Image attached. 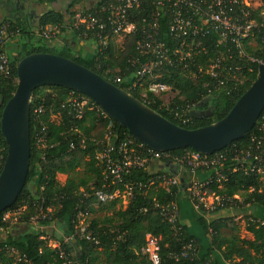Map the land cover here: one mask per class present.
<instances>
[{
	"label": "trees",
	"instance_id": "trees-1",
	"mask_svg": "<svg viewBox=\"0 0 264 264\" xmlns=\"http://www.w3.org/2000/svg\"><path fill=\"white\" fill-rule=\"evenodd\" d=\"M31 1L39 5H56L58 2ZM259 1L261 4L256 8L243 5L246 19H254L256 26L243 39L244 54L240 56L233 51V56L225 60L227 70L218 78L197 70L198 64L206 67L219 53L225 51L224 46L218 44L215 33L206 37L207 53H201L195 58L194 65L189 70H193L192 73L171 67L159 78V81L169 84L177 92L173 101L178 108L187 102H195L197 107H194L210 110L209 116L194 118L189 115L190 121L183 124L169 115L160 106L161 100L150 93L148 97L151 103L148 107L187 129L207 126L222 119L255 79L258 63L264 55V0ZM76 3H83L85 10L96 14V0H72L64 12L55 7L42 12L35 26L27 15L2 20L9 23V30H17V34L13 36L10 51V73L8 76H0V119L4 105L16 89L17 63L26 55L56 54L108 80L116 69L124 77L133 71L128 60L136 54L138 36L126 35L122 48L112 40L106 50L97 51L95 30H87L85 27L79 30L70 28L75 14L70 9ZM66 14H69L68 18ZM48 24L58 25L63 30L70 28L74 38L84 43L93 42L95 48H81L79 52H75L67 44L57 47L56 44L38 38L35 30ZM161 24L164 29L165 26L162 22ZM106 70L111 73L106 74ZM219 79L225 81L224 85H218ZM120 87L139 98L136 92L129 91L124 85ZM71 96L84 95L51 85L38 87L33 91L30 100V164L24 188L15 203L0 216V229L6 232V236L0 238V264H64L66 260L71 264H152L140 252L147 233L160 238L159 264H264V182L257 183L237 173L231 176L228 185L218 190L221 195H231L240 191L242 185L245 188L252 184L262 186L263 190L258 196L244 194V203L252 202V216L263 222L258 226L250 224L246 227L252 238L241 237L239 225L222 214L218 217L217 214H210L208 218L195 211L184 191L183 183L170 190L149 186L148 170L136 169L126 175L122 182L114 184L110 176L106 177L105 164L97 159V153L106 143V134L111 130L120 138L130 136L135 143L140 142L126 128L106 114H101L97 105L96 109L90 105L83 107L81 116L78 117L77 107ZM248 133L231 145L243 143ZM224 149L227 147L221 150ZM6 150L7 144L0 129V171ZM185 150L192 149H175L172 153L182 154ZM58 174L66 175L63 183L57 179ZM134 181H142L146 186L135 189L125 207L122 206L121 197L105 202H98L95 198L94 194L98 190L108 194L115 190L122 193L125 185ZM156 200L160 203L173 201L176 204L178 218L175 226L160 215L155 205ZM83 208L90 214L87 228L89 238L75 235L76 214ZM7 211H18L16 221L11 219L3 222V215ZM32 218H35V223ZM51 223L56 224L61 233L59 236L48 234L46 227ZM19 224L26 225L27 229L20 233L10 231L13 226L18 229ZM65 237L72 239L65 241ZM49 240L58 243V246H50ZM72 244L78 247L77 255L71 252ZM11 249L15 252L12 253ZM61 251H64L66 259L61 257Z\"/></svg>",
	"mask_w": 264,
	"mask_h": 264
},
{
	"label": "built area",
	"instance_id": "built-area-1",
	"mask_svg": "<svg viewBox=\"0 0 264 264\" xmlns=\"http://www.w3.org/2000/svg\"><path fill=\"white\" fill-rule=\"evenodd\" d=\"M99 2L100 0H96V14L87 9L75 12L70 28L79 30L85 27L87 30H95L96 50L99 52L106 50L112 40L121 42L119 47L122 48L123 38L136 34V54L128 60L133 71L124 77L116 69L109 80H106L136 92L138 99L146 106L151 103L148 97L150 93L161 100L160 106L169 115L183 124L190 121V112L197 105L195 102H187L178 108L173 101L176 97L175 90L169 84L159 81L163 72L171 67L189 71L195 58L201 53H207L206 37L215 33L218 44H222L225 51L219 53L206 67L198 64L197 70L218 78L227 70L225 60L233 56V51L240 56L244 54L243 39L256 26L254 19H246L243 5L249 4L245 0H103L98 4ZM9 29V23L0 20V76H8L10 73V51L17 30L13 32ZM62 31L60 26L48 24L36 29L35 34L55 45ZM105 73L111 72L106 70ZM218 82L222 86L225 81L219 79ZM170 93L174 98L161 99ZM71 100L77 107L78 117L85 106L90 105L96 109V104L85 95L71 96ZM97 110L105 114L99 106ZM248 134L243 143L230 144L227 149L212 154H201L194 150L174 154L172 151L153 150L141 142L135 143L130 136L120 138L110 130L106 134V143L97 153V159L105 164L106 177L110 176L114 184L122 182L132 170L147 169L150 174L147 183L149 186L170 190L183 183L184 191L195 211L208 218L210 214H217L216 217L222 214L237 225L244 223L246 229L250 224H263L252 216V202L244 203L245 195L258 196L263 190L262 186L252 184L245 188L242 185L240 191L231 195H221L218 190L228 185L231 176L237 173L257 183L264 182L263 111ZM145 186L142 181H134L126 184L122 193L115 190L108 194L98 190L94 195L98 202L121 197L122 206L125 207L135 189ZM155 202L160 215L175 226L178 218L176 204L173 201ZM89 218L86 208L78 210L74 225L76 236L89 238ZM11 219L16 221L17 217L10 211L4 213L3 222ZM31 220L35 223V218ZM71 239L72 237L64 238L65 241ZM159 240V237L147 233L144 245L140 248L141 254L146 255L152 264L160 263ZM52 243L55 246H50H58V243ZM11 252L14 253L15 250L11 249ZM60 255L66 259L64 251ZM64 264L71 262L66 260Z\"/></svg>",
	"mask_w": 264,
	"mask_h": 264
},
{
	"label": "water",
	"instance_id": "water-1",
	"mask_svg": "<svg viewBox=\"0 0 264 264\" xmlns=\"http://www.w3.org/2000/svg\"><path fill=\"white\" fill-rule=\"evenodd\" d=\"M16 74V89L4 105L0 119L1 134L7 144L0 171V216L15 203L26 183L30 164V100L38 87L61 86L87 96L139 142L157 151L190 148L212 154L247 134L264 110V55L255 79L227 114L194 129L171 122L94 71L56 54L26 55L18 61ZM210 114V110L205 114L200 108L190 112L194 118Z\"/></svg>",
	"mask_w": 264,
	"mask_h": 264
},
{
	"label": "rangeland",
	"instance_id": "rangeland-1",
	"mask_svg": "<svg viewBox=\"0 0 264 264\" xmlns=\"http://www.w3.org/2000/svg\"><path fill=\"white\" fill-rule=\"evenodd\" d=\"M72 0H58V2H57V4L56 5H51V4H49V3H47V4H43V5H39V4H36L35 6H33L32 7V4H35L33 1H31V0H27V1H25L24 2V4H23V10L21 9V10H19V9H16V7H13V11H11V14H13V15H15V14H18V15H20L21 14V17L20 18H23V17H25V14H27V16L28 15H30L31 14V12H32V10H33V14L34 15H36V14H41L42 12H44L45 10H48V9H51V8H56V9H59L60 11H65V9L67 8V4L69 3V2H71ZM246 1V3H248L250 6H252L253 8H256V7H258L260 4H261V2L259 1V0H250V1H248V0H245ZM20 2H22V0H20ZM12 3H13V0H11V5L10 6H14V5H12ZM85 8H84V6H83V3H76L75 5H73L72 7H71V9H70V11H74V13L75 12H78V11H81V10H84ZM21 12H23V13H21ZM3 14H4V10H2V9H0V17H2L3 16ZM69 17V14H66V18H68ZM36 31V30H35ZM64 32V30L62 31V33ZM253 45H255V43H254V41H252L251 42ZM64 44H66V42H64L63 40L61 41L60 39H59V41L57 42V47H61V46H63ZM119 44H121V42H117V45L119 46ZM93 45V43L92 42H85L84 43V45H83V48L84 49H90L91 48V46ZM78 46H79V42L78 43H76V45H73L72 47V49L76 52L77 51V48H78ZM117 46V47H118ZM8 47H11L10 45L8 46ZM14 48H18V47H16V46H13ZM120 48V47H119ZM116 53V52H115ZM243 81V80H242ZM175 94V96H177L176 94H177V92L176 93H174ZM168 98H174L173 96H172V93H170V94H168L167 96H162L161 97V99H168ZM210 108H211V106H210ZM66 175L65 174H58L57 175V179L59 180V182H61V183H63L65 180H66ZM91 188H94L92 185H91ZM20 210V209H19ZM12 214H13V216H16L17 217V214H18V211H13L12 212ZM100 215H102V213L100 214ZM238 225H239V235L241 236V237H246V238H252V236L251 235H249V234H247V231H246V229H245V225H244V223H242V222H240V223H238ZM19 227H18V229L15 227V226H13L11 229H10V231L11 232H13V233H20L21 231H24L25 229H27V227H26V225H23V224H19L18 225ZM46 230L48 231V234L49 235H56V236H59L61 233H60V231H59V229L57 228V226H56V224H54V223H51L48 227H46ZM6 236V232H3V231H1L0 230V238H4ZM52 240H49V244L50 245H52V246H55L54 245V243H52L51 242Z\"/></svg>",
	"mask_w": 264,
	"mask_h": 264
},
{
	"label": "crops",
	"instance_id": "crops-1",
	"mask_svg": "<svg viewBox=\"0 0 264 264\" xmlns=\"http://www.w3.org/2000/svg\"><path fill=\"white\" fill-rule=\"evenodd\" d=\"M24 0H22V2H20V0H13V3H12V5H14V6H10L11 5V0H0V9H2V10H4V14H3V16L2 17H0V20H3V19H10V18H12V19H16V18H20L21 17V14L20 15H18V14H15V15H13V14H11V11H13L12 9H13V7H15L16 6V4H20V5H22V8H16V9H19V10H23V4H24ZM36 5V3L35 4H32V7L33 6H35ZM9 6V7H8ZM21 13H23V12H21ZM24 14V13H23ZM25 15H27V14H25ZM39 15L40 14H36V15H34L33 14V10H32V12H31V14L30 15H28L29 16V19H30V21H31V24L33 25V26H35L36 25V23H37V21H38V18H39ZM61 41L63 40L64 42H66V44L68 45V47H70V49L72 50V51H74L72 48V46L73 45H76V43H78L79 42V46H78V48H77V51L76 52H79L80 50H81V48H83V45H84V42H82V41H79L77 38H74V36H73V33H72V30L70 29V28H66L65 30H64V32L62 33V35L60 36V38H59ZM59 39H58V41H59ZM57 41V42H58ZM57 42L55 43L56 45H57ZM93 43V42H92ZM95 48V44L93 43V45L91 46V48L90 49H94ZM87 50H89V49H87ZM247 231V230H246ZM247 234H249V235H251L248 231H247ZM252 236V235H251ZM70 249H71V252L74 254V255H77V252H78V247L75 245V244H72V245H70Z\"/></svg>",
	"mask_w": 264,
	"mask_h": 264
},
{
	"label": "flooded vegetation",
	"instance_id": "flooded-vegetation-1",
	"mask_svg": "<svg viewBox=\"0 0 264 264\" xmlns=\"http://www.w3.org/2000/svg\"><path fill=\"white\" fill-rule=\"evenodd\" d=\"M8 7H9V6H8ZM15 7H16V8H19V7L22 8V5H20V4H16ZM196 107H197V106H196ZM196 107H195V108H196ZM195 108H193V109H195ZM200 109H201V110H204V111H205V114H209V111L206 110V108L203 107V108H200Z\"/></svg>",
	"mask_w": 264,
	"mask_h": 264
}]
</instances>
